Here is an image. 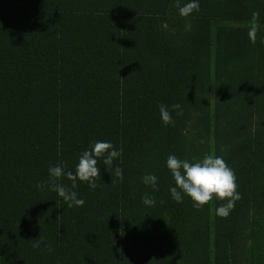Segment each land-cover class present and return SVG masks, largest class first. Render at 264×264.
Segmentation results:
<instances>
[{
	"label": "trees",
	"instance_id": "16d2710c",
	"mask_svg": "<svg viewBox=\"0 0 264 264\" xmlns=\"http://www.w3.org/2000/svg\"><path fill=\"white\" fill-rule=\"evenodd\" d=\"M198 2L181 16L175 0H0V264H264V0ZM96 141L123 153L98 159L95 189L77 179L83 206L36 187ZM208 153L239 184L226 218V201L169 191V155Z\"/></svg>",
	"mask_w": 264,
	"mask_h": 264
},
{
	"label": "clouds",
	"instance_id": "9594fccd",
	"mask_svg": "<svg viewBox=\"0 0 264 264\" xmlns=\"http://www.w3.org/2000/svg\"><path fill=\"white\" fill-rule=\"evenodd\" d=\"M174 6L179 9L181 16H187L193 11H199L198 0H190L184 5L180 4V0H175ZM260 17L259 11H253L250 21L248 36L252 44L256 43L257 33L260 31L258 23ZM264 42V40H262ZM160 117L165 126L175 125L171 112L164 104L159 106ZM172 110L176 111L177 115H183V108L180 104H173ZM123 149L117 150L111 142L96 141L90 146L89 150H85L79 157V162L76 165L75 173L71 170L65 171L63 164L50 166V179L43 183H38L37 188L43 189L46 185L50 191L57 192L64 199L67 207L83 206L85 201L77 198V192L73 189L77 188V179L83 182H88L89 187L95 189L98 185L96 180L101 177L100 167H98V159L103 158V163L108 170L113 167L114 160L122 156ZM167 167L171 171L175 181V187L169 189L172 198L176 202H182L183 197L181 191L188 195L194 202V207L202 208L209 204L214 198L226 203L221 204L216 209V214L222 218H226L235 207V202L242 198L237 183V177L234 169H232L222 156L214 153L205 154L202 159H180L176 155L167 157ZM114 175L116 179H112L111 183L115 184L117 180H123V170L120 166L115 167ZM66 176L72 181L71 188L63 184L57 183V180ZM157 177L154 174H148L142 177L143 183L151 185L154 190H157ZM180 189V191H178ZM143 203L149 206H154L156 201L154 197L145 193ZM43 243L42 238L33 240V247L40 248ZM50 251L51 248L45 245Z\"/></svg>",
	"mask_w": 264,
	"mask_h": 264
},
{
	"label": "rangeland",
	"instance_id": "374dc122",
	"mask_svg": "<svg viewBox=\"0 0 264 264\" xmlns=\"http://www.w3.org/2000/svg\"><path fill=\"white\" fill-rule=\"evenodd\" d=\"M211 51H212V46H211Z\"/></svg>",
	"mask_w": 264,
	"mask_h": 264
}]
</instances>
